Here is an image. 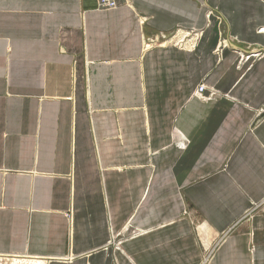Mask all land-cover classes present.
Segmentation results:
<instances>
[{
	"label": "crops",
	"instance_id": "0c3cea01",
	"mask_svg": "<svg viewBox=\"0 0 264 264\" xmlns=\"http://www.w3.org/2000/svg\"><path fill=\"white\" fill-rule=\"evenodd\" d=\"M115 2L0 0V253L264 264V0Z\"/></svg>",
	"mask_w": 264,
	"mask_h": 264
},
{
	"label": "built area",
	"instance_id": "2783aa9c",
	"mask_svg": "<svg viewBox=\"0 0 264 264\" xmlns=\"http://www.w3.org/2000/svg\"><path fill=\"white\" fill-rule=\"evenodd\" d=\"M97 3L102 8H113L116 5L115 0H97ZM210 13L207 12L206 16L209 17ZM261 28L259 31H262ZM200 39V31L195 29H183L180 27L175 28L170 32H160L159 34L148 37L143 43L144 49L154 47V46H166L168 44L173 45L180 49L194 50ZM220 48V46H219ZM217 49L219 54L220 49ZM261 51L254 52V55H259ZM249 56H242L239 65L243 64ZM206 87L204 84L197 86L195 90V95L201 97L203 100H206L208 96H204L203 93ZM210 257V254L207 255V258ZM39 260L45 264L46 260L39 256H31L27 254H10V253H0V264H31V262Z\"/></svg>",
	"mask_w": 264,
	"mask_h": 264
},
{
	"label": "rangeland",
	"instance_id": "374dc122",
	"mask_svg": "<svg viewBox=\"0 0 264 264\" xmlns=\"http://www.w3.org/2000/svg\"><path fill=\"white\" fill-rule=\"evenodd\" d=\"M209 254V252H205L204 256H203V260H202V264H208L209 262V258H207V255ZM37 261V260H35ZM31 264H33V262H31Z\"/></svg>",
	"mask_w": 264,
	"mask_h": 264
},
{
	"label": "bare ground",
	"instance_id": "6f19581e",
	"mask_svg": "<svg viewBox=\"0 0 264 264\" xmlns=\"http://www.w3.org/2000/svg\"><path fill=\"white\" fill-rule=\"evenodd\" d=\"M262 32H264V29L262 30ZM242 55V54H241ZM33 264H43L42 262L40 261H33Z\"/></svg>",
	"mask_w": 264,
	"mask_h": 264
}]
</instances>
